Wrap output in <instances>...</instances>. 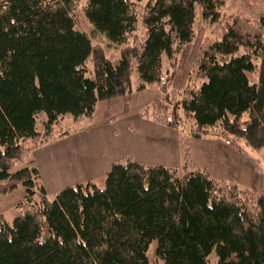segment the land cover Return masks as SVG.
Returning <instances> with one entry per match:
<instances>
[{"label":"trees","instance_id":"1","mask_svg":"<svg viewBox=\"0 0 264 264\" xmlns=\"http://www.w3.org/2000/svg\"><path fill=\"white\" fill-rule=\"evenodd\" d=\"M141 1L84 0L93 31L110 42L143 33L113 65L76 28L81 0H0V194L25 189L11 224L0 217V264H151L153 242L163 264H209L212 252L215 264H264V190L213 179L187 159L189 139L210 132L240 153L241 142L264 149V6L241 0L240 13L224 16L226 0ZM211 25L213 40L204 37ZM162 54L170 62L164 97L144 115L176 127L172 100L181 94L179 108L194 125L182 138L184 167L191 168L184 175L125 156L111 165L103 188L65 186L49 200L36 168L10 172L34 149L83 130L98 101L130 93L134 68L141 88L160 82ZM256 69L258 81L250 84L246 73ZM40 112L46 120L38 132ZM66 114L73 126L57 129Z\"/></svg>","mask_w":264,"mask_h":264},{"label":"rangeland","instance_id":"2","mask_svg":"<svg viewBox=\"0 0 264 264\" xmlns=\"http://www.w3.org/2000/svg\"><path fill=\"white\" fill-rule=\"evenodd\" d=\"M148 0H142L144 4ZM259 6H264V0H254ZM84 0H81L78 8L75 11L76 28L85 32L89 35L91 43L93 45H99L106 58H108L113 65L117 64L120 60V50L125 45H139L142 40V31H137L127 35L124 42L116 44L109 41L107 36L103 33L93 31L92 25L85 18L82 7ZM241 0H226L224 7L222 8V14L224 16L234 15L241 12L240 10ZM195 8V19L193 23V30L198 32L203 22L201 20V12L198 4L194 5ZM245 15V14H244ZM247 18L248 16L245 15ZM214 27L211 25L205 28L204 37L213 40L214 39ZM243 48H240L237 54H241ZM229 58V57H228ZM169 60L165 54H162V75L160 82L144 83L141 88L142 81L139 78L137 70L134 68L131 74L130 82V93H127L121 97L101 100L96 103L93 116L91 120H84L82 122L83 130H70L68 134L72 135V144L75 149L74 155L81 157L82 144L86 142L87 145L91 146L95 140L99 141L101 146L104 142L111 143L116 149H120V153L126 154L133 161H136L143 165H163L167 164L172 159V150L179 145V152L182 153V159L179 163L172 165L176 169L178 175L182 176L184 173L191 168H185V157L182 138L189 131L193 130V121L184 115L182 110L179 108V102L181 100V94L176 92L173 96V104L177 109V117L179 123L174 128H164L168 133H163L162 125L157 124L145 116L144 113L149 110L153 101L162 99L164 93L160 89V84L165 82L166 72L169 71ZM254 65H258V60L254 61ZM86 68L90 69L88 74L93 71L91 60L86 63ZM246 76L250 84H254L258 81L257 69L254 72H247ZM242 120L247 119V113L241 115ZM46 120V114L40 112L36 116L35 128L36 131H43V123ZM73 126V117L70 114L63 116L60 127L57 129L69 128ZM166 127V126H165ZM90 129V130H89ZM89 132L85 134V132ZM114 136L110 140V135ZM202 138H216L220 142L224 143L228 149V153L221 152V143L211 142V140H197ZM57 139V140H56ZM58 137H55L46 145H42L40 150L34 156L33 160L30 155L24 158L22 161L16 163L10 172H15L19 169L33 166L37 164L42 172H46L41 177L39 172L38 185L43 186L46 191V197L51 200L54 195L69 184L65 177L73 176V173L69 168L61 173H55L52 167L50 153V147H59L60 143ZM166 140L167 143L163 141ZM243 153L237 152L221 138L210 132L207 135L201 137H192L188 141V160L195 164L197 168L207 173L211 178L216 180H234L238 187L241 189L249 190H264V149L255 150L246 146L241 142ZM39 148V147H38ZM191 151V152H190ZM170 152V155H169ZM96 158H101L103 153L100 150L91 151ZM191 153V154H190ZM45 158V161H44ZM253 159L255 168L252 163L248 160ZM47 159V166H46ZM225 160V164L223 163ZM187 160V161H188ZM91 160L87 159L85 162L77 160V162L83 164H89ZM124 159H121L119 163H124ZM49 163V166H48ZM228 165V166H227ZM227 166V170L225 167ZM31 168V167H30ZM205 168V170H204ZM37 169V168H36ZM38 170V169H37ZM220 173H216V172ZM58 175L60 180L56 177ZM105 176L101 178H95L92 184L97 188L101 189L104 186ZM65 184V185H62ZM86 184V183H80ZM25 189L22 186H18L11 192L0 194V217H2L8 224H11L13 220L12 212L24 202ZM34 200L39 201L38 196L34 197ZM2 215V216H1ZM155 243L153 242L148 248V257L151 264H163L162 261H156L153 256ZM209 264H215L217 257L215 252H212L209 257Z\"/></svg>","mask_w":264,"mask_h":264},{"label":"crops","instance_id":"3","mask_svg":"<svg viewBox=\"0 0 264 264\" xmlns=\"http://www.w3.org/2000/svg\"><path fill=\"white\" fill-rule=\"evenodd\" d=\"M162 128H163V133H168V131L164 129L167 127L162 126ZM89 130L85 132V134H87ZM71 136L72 135L67 134L65 136L58 137L59 138L58 140H60L59 142L64 143V145L58 143L59 145L58 148L50 147V153L52 155L50 164H52L51 168H53L54 172L58 173L61 176V173H63L66 170V168H69L70 171L73 173V176L65 177V180L69 183L67 185L72 186V185H76L80 183H88V182L92 183V181H94L95 178H101L104 175H106V173L108 172V170L110 169L113 163L121 161V159H124V157L126 156V154L120 153V149H116L114 147L113 142H111L110 144L104 142L103 145L101 146L100 142L97 140H95L94 141L95 143L92 144L91 146H88L86 144L88 140L86 142L81 143L83 154L81 155V157L75 156L74 155L75 149L73 148L74 145L72 144ZM113 136H114L113 133L109 136L110 140ZM197 140H211V142H216V144L221 143L222 144L221 152H224L226 154L228 153V149L225 147L226 145L220 142L221 140L219 141V139L202 138V139H196V141ZM163 142L167 143L166 140H164ZM41 147L36 148L32 152H30L29 155L31 156L32 160ZM102 148H103V153H102L101 158H96L93 155V153L91 157L90 153L92 150L93 151L100 150L102 152ZM169 155H170V152H169ZM80 159L82 160V162H85V160L87 159L89 160L92 159V161H90V163L86 165V164L77 162V160H80ZM181 159H182V153L179 152V145L177 144L176 148L172 150V159L167 164H163L162 166L172 167V165L179 163ZM44 161H45V158H44ZM223 163L224 164L226 163L224 159H223ZM33 165L38 169V171L41 174V177L46 174V172H42L40 170L37 164H33ZM46 166H47V159H46ZM48 166H49V163H48ZM227 166L225 167V170H227ZM29 167H33V166H29ZM216 173H220V172H216ZM56 177L58 178V180H60L61 178L58 175H56ZM62 185H65V184H62Z\"/></svg>","mask_w":264,"mask_h":264}]
</instances>
